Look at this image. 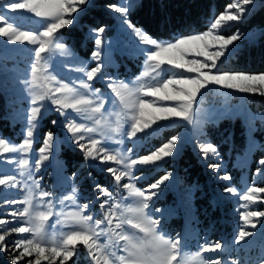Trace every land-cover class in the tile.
Returning a JSON list of instances; mask_svg holds the SVG:
<instances>
[{
    "label": "snow or ice",
    "instance_id": "snow-or-ice-1",
    "mask_svg": "<svg viewBox=\"0 0 264 264\" xmlns=\"http://www.w3.org/2000/svg\"><path fill=\"white\" fill-rule=\"evenodd\" d=\"M88 3L89 0H0V47L21 45L20 51L31 56L30 73L23 81L30 97L23 118V139L17 144L0 137V160L7 158L18 169V175L0 173V204L20 206L11 211V220L0 219V252L8 251L6 245L15 233L30 234V238L12 242L13 253L18 254L9 255L11 264H66L80 255V245L90 264H264V245L248 259L226 260L222 256L233 249H248L256 236L264 241V210H249L264 202V187H247L242 195L236 187H224V193L239 196V201L244 202L239 205L244 210L238 209L243 225L231 241L205 240L197 244V251L189 252L184 238L169 236L162 229V219L153 218L154 212L161 210L151 209L153 198L172 174L166 173L147 188L137 186L144 176L135 174L159 168L166 158L173 157L179 149L180 134L146 155H132L135 148L165 126L176 121L198 123V95L212 86L264 97V72H227L219 67L241 39L239 32L221 33L251 13L256 0H232L206 22L205 30L169 40L158 39L131 21L129 14L135 6L132 0L108 4L107 8L118 14L121 31L132 39V52L143 60L142 71L132 81L105 76L104 26L89 30L96 45L90 61L80 60L63 42V31L78 22ZM26 24L37 27L24 30ZM57 54L68 58L67 63L56 65L53 58ZM91 61L96 62L94 67H89ZM69 65L70 71L78 75L65 83L58 76L62 67ZM97 81H106L110 92L94 88ZM114 107L119 111L112 113ZM50 112L62 118L51 124L65 130L63 142L76 146L85 163L91 162L110 174L115 193L97 183L95 200L77 205L79 192L74 183L67 194L57 199L33 179V168L38 172L58 147L56 133L49 130L43 135L42 146L34 149L40 124ZM125 136L133 143L126 152L109 145L110 141L123 145ZM198 148L205 159L219 155L211 142H200ZM209 167L218 172L221 165L213 163ZM76 175L73 172L72 178ZM256 177L264 178V157L258 162L254 180ZM72 178L64 177V184ZM220 179L230 181L231 177L225 174ZM16 189L21 190L20 199H8ZM97 201L100 212L92 213V204ZM57 204L60 211H55ZM68 204L75 207L64 211Z\"/></svg>",
    "mask_w": 264,
    "mask_h": 264
},
{
    "label": "rangeland",
    "instance_id": "rangeland-1",
    "mask_svg": "<svg viewBox=\"0 0 264 264\" xmlns=\"http://www.w3.org/2000/svg\"><path fill=\"white\" fill-rule=\"evenodd\" d=\"M92 2L93 0H89L86 8ZM260 3V0H256L255 7ZM111 13L114 16L113 24L110 27L111 29L105 30L102 34L105 51L107 53V66L104 67L103 72L105 76H111L117 80L132 81L142 71L143 60L142 58H137L132 52V39L121 31L116 18L118 14L112 11ZM79 18L76 23L78 25L82 24ZM239 23L233 24L231 28L221 33L223 35H231L235 32L241 34V39L235 42L236 46L232 52L242 49L259 35L264 34L263 27L241 30L238 27ZM36 27L37 25L35 24H26L24 30H34ZM93 28L99 27L91 24L87 25L83 31L84 36L82 38L80 37L77 44H74L71 39H66L67 37H71V34L63 32V42L82 61H90L92 52L96 50L94 39L90 38L89 35V30ZM158 39L169 40L171 38L160 37ZM2 44L3 38H0V45ZM22 47L21 45H9L7 48L0 47V90L3 94L4 102L3 117L8 120V122L4 121L0 123V137L9 138L17 144L23 139V118L30 101L23 81L30 73V64L28 61L31 59V56L29 53L20 51ZM53 59L56 65H60L61 62L67 63L68 61V58L61 57L59 54ZM95 63V61H91L89 67H94ZM71 67L72 65L62 67L61 74L58 76L65 83L71 82L78 75L70 71ZM93 87L101 88L103 92H110L107 88L106 81H97L93 84ZM185 87L191 88L192 86L185 85ZM195 107V119L198 123L187 125L186 122L176 121L174 124L165 126L153 138L143 143L142 146L135 148L132 154L133 157L136 155H146L149 151L154 150L170 139L171 136L180 134L181 140L178 141L179 149L173 157L166 158L160 164L159 168H154L151 171H136L135 174L137 176H144V179L140 180L137 185L141 188H147L149 184L155 183L156 180L166 173L170 172L172 174L170 179L162 185L158 195L153 198L151 209L153 212L155 209L161 210L159 213L154 212L153 218L162 219V229L169 236L175 238L179 235L184 238L189 246L186 250L189 252L197 251V244L202 245L205 240L209 242L231 241L234 234L238 232L239 226L243 225V222L239 220V211L244 209L239 208V205L244 202L239 201V196L224 193V187H236L240 189L241 195L247 190V187H264V178L256 177L254 180L258 162L260 158L264 157L262 153L264 152V119H261V114L264 113V97L259 94L239 93L234 90L221 88L217 85L204 91L202 96L198 95V103ZM116 111H119V107L111 109L112 113ZM54 119L61 120L62 118L57 113L50 112L41 122L34 149L38 150L42 146L43 135L49 130L56 133L58 147L53 152L49 161H45L44 166L38 172L33 168V179L39 180L41 188L45 191L53 192L57 199L63 194H67L74 183L79 192V198L76 202L77 205L95 200L98 193L94 191V187L97 183L108 187L110 191L115 193L114 178L106 171L101 172L93 163H85L82 153L76 146L63 142L65 130L59 126H53L51 121ZM111 119L114 121L115 116L112 115ZM231 120L241 122L243 127L244 139L241 145L234 146L231 141H226V137L220 134L221 131L215 138L209 136L208 133L210 130L217 128L219 123L229 122ZM6 126L9 127L6 128ZM124 141L123 145H116L111 141L109 145L113 148L119 147L125 152L128 148H133V143L126 136L124 137ZM200 142H211L214 144L219 154L218 157L205 159L199 154L198 144ZM187 146L198 156L207 170L206 187L195 182L183 186L179 182L175 167L176 159ZM36 158H38V153L36 154ZM30 163L34 164V160L30 159ZM95 163L98 164L99 162ZM213 163L221 165L218 172H214L209 167ZM159 171L162 172H160V175H157ZM73 172L77 173L75 178H72ZM0 173L18 175V169L15 163H8L6 158L0 160ZM225 174L231 177L230 181L220 179ZM64 177L72 179L65 185L63 181ZM124 182L127 181L125 180ZM2 187L0 186V188ZM20 192L21 190L19 189L13 190L7 198L18 200L20 199ZM207 193L211 194L209 197V207H206L207 203L204 201L197 200V198L203 195L205 196ZM261 195L264 196V194ZM17 207L20 206L0 204V219L11 220L10 213ZM74 207V205L68 204V207H65L63 210L69 211ZM212 207L219 208L220 215L218 217H213L209 212ZM60 210L61 206L57 204L55 211ZM249 210H264V202H258L256 205L251 206ZM91 212H100L99 201L92 204ZM54 222L55 220L53 219ZM12 226L19 225L13 223ZM245 227L246 230H251L250 226ZM21 237L30 238V234L13 233L10 242L6 245L8 251L0 252V256L11 263L9 255L18 254L13 253L14 244L12 242ZM262 245H264V241L261 240L260 236H256L248 249H233L224 252L222 256L226 260L237 258L248 259L255 257L261 250ZM80 249V255L66 262V264H90V258H85L86 250L82 245H80ZM42 264H47V262H42Z\"/></svg>",
    "mask_w": 264,
    "mask_h": 264
},
{
    "label": "trees",
    "instance_id": "trees-1",
    "mask_svg": "<svg viewBox=\"0 0 264 264\" xmlns=\"http://www.w3.org/2000/svg\"><path fill=\"white\" fill-rule=\"evenodd\" d=\"M118 1L93 0L92 4L80 15L79 19L82 24H75L63 31L72 35L66 39H71L74 44H77L80 37L84 36L83 31L89 24L95 27L104 26L106 30L111 29L114 16L107 5ZM260 1L261 3L238 24L241 30H249L255 27L264 28V0ZM230 2L232 0H133L135 6L130 12L129 18L134 24L143 27L156 38H173L205 29L206 22L223 11L225 5ZM220 69L231 72H264V34L259 35L242 49L233 51L220 64ZM3 113V94L0 90V123L8 122L3 117ZM8 127L6 126V128ZM218 133L223 134L227 139L226 141H231L234 146L241 145L244 139L243 127L239 121L231 120L219 123L217 128L210 130L208 134L215 138ZM262 153L264 154V152ZM175 167L181 185L187 186L195 182L201 186H207V170L188 146L178 155ZM160 172L162 171H159L157 175H160ZM210 195L207 193L197 200L204 201L207 203L206 207H209ZM218 210L219 208L212 207L209 212L213 217H218L220 215ZM0 264L11 263L0 256Z\"/></svg>",
    "mask_w": 264,
    "mask_h": 264
}]
</instances>
